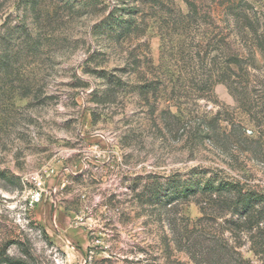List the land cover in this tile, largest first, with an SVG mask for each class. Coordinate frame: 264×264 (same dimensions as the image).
<instances>
[{
    "label": "rangeland",
    "instance_id": "rangeland-1",
    "mask_svg": "<svg viewBox=\"0 0 264 264\" xmlns=\"http://www.w3.org/2000/svg\"><path fill=\"white\" fill-rule=\"evenodd\" d=\"M215 176L264 191V0H0L2 256L264 264L164 199Z\"/></svg>",
    "mask_w": 264,
    "mask_h": 264
},
{
    "label": "trees",
    "instance_id": "trees-1",
    "mask_svg": "<svg viewBox=\"0 0 264 264\" xmlns=\"http://www.w3.org/2000/svg\"><path fill=\"white\" fill-rule=\"evenodd\" d=\"M153 194L159 197L160 191L155 186ZM200 193L211 204L218 214L224 218V224L232 238H245L250 251L264 262V191L253 189L242 182L231 181L222 177H210L207 180L181 183L176 177L169 179L165 196L171 206L180 199H188L192 194ZM224 214H220L223 213ZM230 215L229 218H226ZM226 242H224L225 244ZM222 245L224 248L226 245ZM223 250L219 245L210 250L211 261L221 258ZM0 254V262L20 264Z\"/></svg>",
    "mask_w": 264,
    "mask_h": 264
},
{
    "label": "built area",
    "instance_id": "built-area-1",
    "mask_svg": "<svg viewBox=\"0 0 264 264\" xmlns=\"http://www.w3.org/2000/svg\"><path fill=\"white\" fill-rule=\"evenodd\" d=\"M35 181L38 183V186L40 187L42 185L41 181H38V179H35Z\"/></svg>",
    "mask_w": 264,
    "mask_h": 264
}]
</instances>
